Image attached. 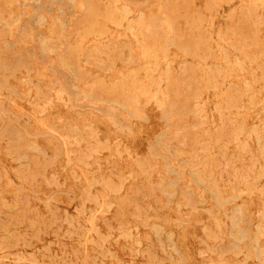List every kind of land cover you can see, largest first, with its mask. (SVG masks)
Wrapping results in <instances>:
<instances>
[{
	"label": "rangeland",
	"instance_id": "374dc122",
	"mask_svg": "<svg viewBox=\"0 0 264 264\" xmlns=\"http://www.w3.org/2000/svg\"><path fill=\"white\" fill-rule=\"evenodd\" d=\"M0 264H264V0H0Z\"/></svg>",
	"mask_w": 264,
	"mask_h": 264
}]
</instances>
